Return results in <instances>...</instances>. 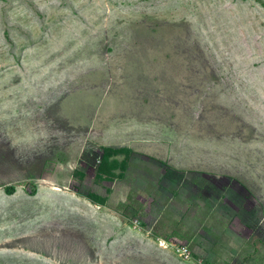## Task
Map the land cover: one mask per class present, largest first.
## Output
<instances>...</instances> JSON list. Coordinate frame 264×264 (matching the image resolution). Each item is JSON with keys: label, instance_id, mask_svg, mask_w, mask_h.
<instances>
[{"label": "rangeland", "instance_id": "obj_1", "mask_svg": "<svg viewBox=\"0 0 264 264\" xmlns=\"http://www.w3.org/2000/svg\"><path fill=\"white\" fill-rule=\"evenodd\" d=\"M115 128L128 147H101ZM102 160L141 179L120 251L39 215L53 177L88 191ZM159 240L264 264V0H0V264L184 261Z\"/></svg>", "mask_w": 264, "mask_h": 264}, {"label": "crops", "instance_id": "obj_2", "mask_svg": "<svg viewBox=\"0 0 264 264\" xmlns=\"http://www.w3.org/2000/svg\"><path fill=\"white\" fill-rule=\"evenodd\" d=\"M112 131L113 134H111L110 137H112L113 140L110 143L101 144V147H128L129 143H122L121 141L114 142L116 137L118 140L122 139V137L128 138L127 134L125 136L122 134L119 135L117 129ZM116 133H118V135H116ZM150 138H152V136H146L144 138L146 139L145 143H148V139ZM139 154L141 158L145 160L149 158L148 156L150 154L153 153L144 148ZM166 155H168V151L166 152ZM102 161H104V163L100 162L101 168L97 170L96 175L92 174L90 183H88V186L91 187V189L88 191H80L77 187L72 189L67 187L69 176L66 178V180L53 177L50 183L47 185V187L53 189L49 191V197L43 198L42 195H40L41 203L39 207L42 210L40 211L39 215L43 220L48 219L52 221V224L49 226L50 228L52 226L71 228L70 232L74 234V240L79 243H81L80 241H82L83 238L76 237H82V235L77 231H82L83 236L88 235V240L84 243L87 246L92 245L94 251L98 252L101 249L120 251V249H122L121 246L127 247L130 245L129 243L131 242V238L142 237V233L138 231L137 225H130L125 221L126 217L118 208V205L120 206L121 203L126 201V194L119 195L117 192L120 185L125 187H133L135 182L140 178H133L130 172L127 170L129 167L125 169L124 164L119 165L117 162L113 161ZM66 163L68 164L66 167L67 171H82L80 172V175L83 177L81 179V183L84 184L87 179V174L84 171H89L90 167L88 165L76 162L75 159H69L66 161ZM59 164L63 165L61 162H59ZM172 165L176 168V170L181 168L178 164ZM94 169L95 168H91L90 170L94 171ZM117 171H120V173ZM48 203L49 206L47 207L45 204ZM43 205L45 206L42 207ZM232 234L236 235L237 232H233ZM143 239H145L146 243H149L152 238L150 239V237L143 235ZM217 244L218 243H216V245ZM196 248L198 250L204 249V247L200 245ZM156 250L159 251L161 249L157 246ZM210 257L211 260L218 259V256H216L215 253H211ZM244 260L245 258L237 256V253L230 254V256L226 257V261L229 262L228 264H244ZM181 264L196 263H194L189 258L184 259ZM197 264H200V262Z\"/></svg>", "mask_w": 264, "mask_h": 264}, {"label": "built area", "instance_id": "obj_3", "mask_svg": "<svg viewBox=\"0 0 264 264\" xmlns=\"http://www.w3.org/2000/svg\"><path fill=\"white\" fill-rule=\"evenodd\" d=\"M136 223V221H135ZM159 245L163 248H170L177 253L183 259L190 258V250L185 244L175 243L173 241L159 240Z\"/></svg>", "mask_w": 264, "mask_h": 264}, {"label": "trees", "instance_id": "obj_4", "mask_svg": "<svg viewBox=\"0 0 264 264\" xmlns=\"http://www.w3.org/2000/svg\"><path fill=\"white\" fill-rule=\"evenodd\" d=\"M12 190H13V186H5L4 187V192L6 194H11L12 193Z\"/></svg>", "mask_w": 264, "mask_h": 264}]
</instances>
